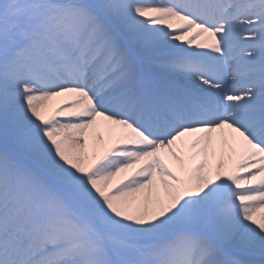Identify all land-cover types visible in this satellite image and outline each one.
I'll use <instances>...</instances> for the list:
<instances>
[{
    "label": "snow or ice",
    "instance_id": "obj_1",
    "mask_svg": "<svg viewBox=\"0 0 264 264\" xmlns=\"http://www.w3.org/2000/svg\"><path fill=\"white\" fill-rule=\"evenodd\" d=\"M0 264H264V0H0Z\"/></svg>",
    "mask_w": 264,
    "mask_h": 264
},
{
    "label": "bare ground",
    "instance_id": "obj_2",
    "mask_svg": "<svg viewBox=\"0 0 264 264\" xmlns=\"http://www.w3.org/2000/svg\"><path fill=\"white\" fill-rule=\"evenodd\" d=\"M169 162H170V164H172L173 166H175V164L171 161V159H169ZM195 161H193V163H194Z\"/></svg>",
    "mask_w": 264,
    "mask_h": 264
},
{
    "label": "rangeland",
    "instance_id": "obj_3",
    "mask_svg": "<svg viewBox=\"0 0 264 264\" xmlns=\"http://www.w3.org/2000/svg\"><path fill=\"white\" fill-rule=\"evenodd\" d=\"M175 163V162H174Z\"/></svg>",
    "mask_w": 264,
    "mask_h": 264
}]
</instances>
